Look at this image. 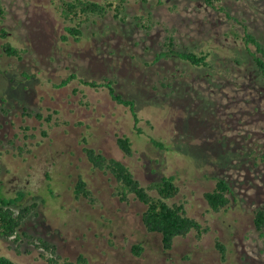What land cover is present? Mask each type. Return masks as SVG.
<instances>
[{"label":"rangeland","instance_id":"obj_1","mask_svg":"<svg viewBox=\"0 0 264 264\" xmlns=\"http://www.w3.org/2000/svg\"><path fill=\"white\" fill-rule=\"evenodd\" d=\"M1 2L8 39L25 49L21 58L6 56L0 37V196L22 192L14 208L36 203L20 233L49 240L62 256L84 253L91 264H264V235L253 224L264 208V78L242 25L225 14L264 41V0H216L224 10L203 0H126L124 20L111 10L83 24L79 41L62 39L56 0ZM148 14L150 30L137 17ZM170 37L175 49L211 51L212 68L156 60ZM71 72L113 80L116 92L134 99L139 121L106 89L77 80L55 87ZM123 136L129 156L117 143ZM85 145L123 161L143 185L173 175L179 191L170 201L209 230L164 250L141 221L145 205L132 195L119 200L111 176L86 160ZM78 175L94 201L74 196ZM215 177L234 191L219 212L203 195ZM41 253L23 235L19 245L0 237V254L21 264H46Z\"/></svg>","mask_w":264,"mask_h":264},{"label":"trees","instance_id":"obj_2","mask_svg":"<svg viewBox=\"0 0 264 264\" xmlns=\"http://www.w3.org/2000/svg\"><path fill=\"white\" fill-rule=\"evenodd\" d=\"M203 1L213 8L224 10L223 7L216 5V0ZM125 2L126 0H56V7L65 24L63 26L65 33L61 35L62 39L68 41L71 37L79 41L83 35V24L89 21L95 22L97 19L105 17L111 10L114 11V17L124 20L121 12L124 9ZM5 13V7L0 0V37L6 39L2 44L3 52L6 56L21 58L25 49L8 39V31L2 25ZM225 14L228 19L235 20L242 25L243 33L241 39L249 51L259 76L264 78V41L251 33L242 20H238L228 11H225ZM137 17L141 20L140 25L143 28L147 30L151 29L153 21L150 14L147 16L139 15ZM174 45L173 38L170 37L168 41L164 42V48L157 53L155 59L177 57L195 67L212 68L213 65L210 60L211 51L205 49L193 50L190 48L179 50L175 49ZM73 80H77L81 85L90 86L96 90L100 88L106 89L114 101L129 107L135 122L139 121L134 99L125 98L121 93L116 92L113 80L107 79L101 82L95 79L86 80L78 76L77 73L71 72L67 77L62 78L60 82L55 83V87H63ZM84 141L87 143L86 140ZM155 142L158 143L157 141ZM117 143L126 156L131 155V141L127 136L119 137ZM83 152L85 153L86 160L94 169L111 176V179L115 182L114 194L119 200L128 201L132 195L145 205L141 213V221L146 231L159 235L164 250H170L178 237H184L193 231L198 236H201L209 230L208 226H204L199 220L187 214L185 205L182 202L170 201L179 191L173 175L163 176L158 181L143 185L123 161L114 157H108L89 145L83 146ZM73 193L76 198L83 197L94 201L88 182L82 175L77 176V180L73 186ZM203 195L209 208L213 212H219L228 208L234 191L224 178L215 177L214 187L204 192ZM23 196L22 192L12 197L0 196V237L12 239L19 245L23 235L28 239V243L42 250L41 257L45 259L46 264H91L89 257L84 253L76 255L73 259L62 256L57 252L56 244L49 240L26 232L20 233V227L34 213L36 207V203L32 202L14 208L13 206L20 204ZM253 224L259 234L263 236L264 208L255 210ZM217 245L222 254H225V247L221 243H217ZM133 249L136 254H139L142 250L139 245H134ZM0 264L21 263L7 255L0 254Z\"/></svg>","mask_w":264,"mask_h":264},{"label":"bare ground","instance_id":"obj_3","mask_svg":"<svg viewBox=\"0 0 264 264\" xmlns=\"http://www.w3.org/2000/svg\"><path fill=\"white\" fill-rule=\"evenodd\" d=\"M258 37V36H257Z\"/></svg>","mask_w":264,"mask_h":264}]
</instances>
